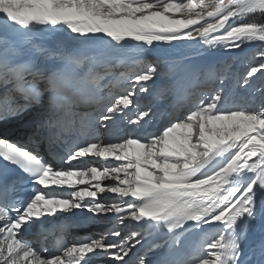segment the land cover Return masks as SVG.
Listing matches in <instances>:
<instances>
[{
  "label": "snow or ice",
  "instance_id": "obj_1",
  "mask_svg": "<svg viewBox=\"0 0 264 264\" xmlns=\"http://www.w3.org/2000/svg\"><path fill=\"white\" fill-rule=\"evenodd\" d=\"M173 42L239 53L247 88L264 76V0H0V264H252L244 241L264 232V101L252 109L230 95L226 62L153 52ZM162 69L168 122L125 131L118 120L154 119L137 92ZM11 122L32 128L26 142L5 135ZM45 143L50 156L62 151L58 165Z\"/></svg>",
  "mask_w": 264,
  "mask_h": 264
},
{
  "label": "rangeland",
  "instance_id": "obj_2",
  "mask_svg": "<svg viewBox=\"0 0 264 264\" xmlns=\"http://www.w3.org/2000/svg\"><path fill=\"white\" fill-rule=\"evenodd\" d=\"M249 47H258V45H251ZM247 50V49H246ZM239 55V53H226L224 54V59L220 62H216L215 60H210L209 63H214L217 65H220L222 63H228L232 66L231 72L227 73V80H226V89H228L231 96H233L238 102L246 105L247 107H250L252 109H258L262 105V101H264V95H261L258 92H255L256 88H259L262 84H264V76L258 75L257 78L253 81H250V85L247 88H241L239 87V84L242 82L239 77L245 72L247 65L243 64L240 61H234L232 57ZM221 59V57H219ZM164 59V58H161ZM166 59V58H165ZM208 63V64H209ZM255 63V61H253ZM162 74L158 75L155 79H161L162 76L164 77V72L167 71V69H162ZM154 79V80H155ZM171 78L167 82H162L157 85H151L148 86L149 91L145 94H140L137 92V100L142 105H151L153 108V116L154 119L152 121H149L148 124L143 125L142 128H135L133 126L126 125L125 123H120L119 126L121 128H124L125 131H132V132H140V134H144L145 131L147 132H154L157 131L159 128H161L163 125H165L168 121H165L166 115L165 112L169 111L170 102L172 101L173 97L170 93H164L163 95H160L161 87L160 85H166L170 83ZM240 82L238 83V81ZM258 103V105L254 106V103ZM164 108H168L167 110H164ZM134 110V109H133ZM131 115V113H129ZM169 119V117L167 118ZM119 121V120H118ZM102 136L105 137V133L103 130H101ZM88 162H92L90 158L86 159ZM85 163L87 164L88 162ZM106 195V194H103ZM103 197V196H101ZM95 229H99L95 226ZM192 236H188L185 243L188 244ZM157 252V251H155ZM155 254V253H154ZM152 254H150L151 256Z\"/></svg>",
  "mask_w": 264,
  "mask_h": 264
},
{
  "label": "bare ground",
  "instance_id": "obj_3",
  "mask_svg": "<svg viewBox=\"0 0 264 264\" xmlns=\"http://www.w3.org/2000/svg\"><path fill=\"white\" fill-rule=\"evenodd\" d=\"M42 43L45 44V46L52 47L55 46L58 43V41L45 37L42 40ZM173 43L174 46L171 47L167 44H157V46L153 49V52L155 54H166V55H161L160 58H164V59L166 58L169 60L177 59L180 56L189 57L190 59L188 62L197 65H207L210 60H215V59H217L216 62L219 61L221 62L224 59V54L229 53L224 51L209 52L201 44L196 42H192V43L173 42ZM219 57H221V59ZM26 119L28 120L30 119V117H25V120ZM117 123L119 125L121 123L120 120L117 121ZM104 138L107 139V136L105 135ZM83 159H88V157H85ZM86 162H88V160H86ZM92 162H88L86 164L84 161V165L91 164ZM110 195L111 194H106V195L101 194L99 198L102 200L108 199ZM79 215L85 216L88 215V213H79ZM262 240H264V232L261 231V228L259 226H256L249 233L247 239L244 241L245 258L251 260L252 264H258L259 260L261 259L260 244ZM196 242H197V238L193 235L187 245L191 247L194 246ZM158 251L157 252L154 251L151 253H157L158 255ZM161 251L163 254V250Z\"/></svg>",
  "mask_w": 264,
  "mask_h": 264
},
{
  "label": "trees",
  "instance_id": "obj_4",
  "mask_svg": "<svg viewBox=\"0 0 264 264\" xmlns=\"http://www.w3.org/2000/svg\"><path fill=\"white\" fill-rule=\"evenodd\" d=\"M239 82H240V80L238 81V83H239ZM256 105H258V103L255 102V103H254V106H256Z\"/></svg>",
  "mask_w": 264,
  "mask_h": 264
}]
</instances>
